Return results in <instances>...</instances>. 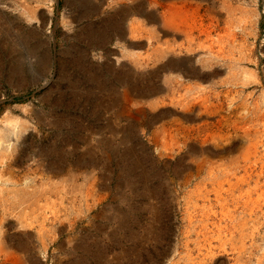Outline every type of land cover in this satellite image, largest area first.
<instances>
[{
	"label": "rangeland",
	"instance_id": "1",
	"mask_svg": "<svg viewBox=\"0 0 264 264\" xmlns=\"http://www.w3.org/2000/svg\"><path fill=\"white\" fill-rule=\"evenodd\" d=\"M117 3L0 0V264H264V0L180 5L193 75L130 62L167 46L134 53ZM181 80L206 120L152 109Z\"/></svg>",
	"mask_w": 264,
	"mask_h": 264
},
{
	"label": "bare ground",
	"instance_id": "2",
	"mask_svg": "<svg viewBox=\"0 0 264 264\" xmlns=\"http://www.w3.org/2000/svg\"><path fill=\"white\" fill-rule=\"evenodd\" d=\"M101 1V0H100ZM171 1V0H170ZM175 1V0H174ZM173 1V2H174ZM183 1H185V0H183ZM187 1V0H186ZM241 1V0H240ZM2 2V1H1ZM7 2V1H6ZM104 2V1H103ZM167 2V1H166ZM198 2V1H197ZM26 3V2H25ZM158 3V2H157ZM171 3V2H170ZM201 3V2H200ZM206 3V2H205ZM168 4V3H167ZM177 4V3H176ZM184 4V3H183ZM197 4V3H196ZM207 4V3H206ZM105 5V4H104ZM156 5V4H155ZM171 5H172V3H171ZM170 5V6H171ZM185 5V4H184ZM193 4H191L190 5V7L192 6ZM26 6V5H25ZM170 6H168V8L170 9L171 7ZM173 6V5H172ZM200 4H198L196 7H195V5H194V9H196V11L198 12V8H200ZM189 7V8H190ZM26 8V7H25ZM24 8V9H25ZM32 8V7H31ZM36 8V7H35ZM41 8V7H40ZM173 11H170V13L171 14H169L170 16H168L167 18H164L165 19V21H164V23H163V29H161V31L160 32H158L157 31V27H155V25H153V24H155V18L154 19H151V20H148V19H146V21H147V23H146V26H144V24H145V21H144V23H141V24H139V25H129V27L127 28V31H128V33H129V36L131 37V38H133V39H135V41H132L129 45L133 48V52L135 53V52H137V50H139V49H143L145 46L146 47H151V46H153V41L155 40L156 41V43H157V45H164L165 47L167 46V50H157V51H154L153 53H151V52H147V54L144 56V55H142L141 53H135L136 54V56H135V54H132V56L131 57H129V61L130 62H132L134 65H136V66H139V67H147V66H149V64L152 62L153 64V66H155V67H157V70L159 71V72H163V71H166V72H175V71H177V72H179V74L181 73V75H183V73H185V72H187L188 74H198V71H197V69H192L190 66H188V64L189 63H192V64H196L197 63V61H196V53L195 52H192V51H194V49H192V44L195 42V41H198V40H200L199 39V37L198 36H194V34H193V27L192 26H190L189 27V23H188V21H185L186 20V18H185V20L182 18V16H185V14H186V9H185V7H182V6H179V5H174L173 7ZM188 8V9H189ZM28 9L29 8H27L26 10H27V12H28ZM34 9V8H33ZM49 9H51V8H49ZM169 9H168V12H169ZM29 10H31V9H29ZM150 10V9H149ZM191 10H193L192 8H191ZM33 11H35V9L33 10ZM190 11V10H189ZM193 11H195V10H193ZM245 11L246 12H248L247 11V9H244V13H245ZM173 12H176V15L175 16H173ZM36 13H37V11H36ZM46 13V12H45ZM193 13V12H192ZM215 13V12H214ZM47 14V13H46ZM50 14V13H49ZM166 14V13H165ZM161 15V14H160ZM189 15V14H188ZM242 15V14H241ZM146 16H148L149 17V15L148 14H145V17ZM156 16V15H155ZM159 16V15H158ZM251 16V15H250ZM173 17H175V18H173ZM186 17H188V16H186ZM248 17H249V15H248ZM160 18V17H159ZM218 18V17H217ZM157 19V18H156ZM163 19V20H164ZM205 19V18H204ZM216 19V18H215ZM234 19H235V17H234ZM251 19V18H250ZM142 21V20H141ZM232 21H233V19H232ZM160 22V21H159ZM163 22V21H162ZM244 22V21H243ZM253 22V21H252ZM192 23V25H197V21H192L191 22ZM218 23V22H217ZM254 23V22H253ZM132 24V23H131ZM237 24L240 26V25H242V21H239V20H237ZM191 25V24H190ZM201 26V25H200ZM192 27V28H191ZM196 27H198V26H196ZM222 27V26H221ZM224 27V26H223ZM205 28V27H204ZM243 28V27H242ZM160 29V28H159ZM122 30V29H121ZM200 31H201V29H199ZM205 30H207V29H205ZM206 33V32H205ZM122 34V33H121ZM171 34H173V35H171ZM235 34V33H234ZM207 35V34H206ZM237 35V34H236ZM170 36H173V42L176 44L177 43V39L181 36V37H184L183 39L182 38H179V40L180 41H183V43L182 44H180V46L179 47H173V45L171 46V44L172 43H170V39H169V37ZM207 37V36H206ZM237 37V36H236ZM216 38V37H215ZM169 39V40H168ZM122 41V40H121ZM231 42V41H230ZM92 43V42H91ZM199 43V42H198ZM199 45L200 46H202L201 45V42L199 43ZM157 47V46H156ZM158 47H160L161 48V46H158ZM204 53V52H203ZM209 53V52H208ZM129 54V53H128ZM211 54V53H210ZM213 55V54H212ZM215 64V63H214ZM217 65V64H216ZM229 66V65H228ZM199 67V66H198ZM206 69V68H205ZM175 70V71H174ZM157 71V72H158ZM200 75H202L201 73H199V75L198 76H200ZM179 76V75H178ZM186 76V75H185ZM168 77V76H167ZM166 77V78H167ZM164 80V79H163ZM206 80V79H205ZM201 81V80H200ZM203 82V81H202ZM170 84V90L168 91V93H165V90H163L161 87H160V89L159 90H157V92H156V95H154L155 96V98H153L154 99V101H153V103H152V106H153V108L152 109H154V110H159L162 106H164L165 105V101L167 100V99H169L174 105H180L181 107H183L184 109H183V111H184V116L183 117H185L186 118V116L188 117H190V115L191 116H194V118L198 121V120H201V119H205V117H203V111L201 110V107L203 106L202 105V102H200V101H195V102H193V103H186L185 102V98H184V94L183 93H181L180 92V90L182 89L181 87H179L180 85H184V82L181 80V81H179L178 82V84H175V82H171V83H169ZM198 84V83H197ZM168 85V84H167ZM196 95V94H195ZM132 97V96H131ZM147 97H148V95H147ZM202 98V97H201ZM147 99V98H146ZM125 100H126V103L128 104V103H130V98L128 97V96H126L125 97ZM207 100V99H206ZM135 101V100H134ZM149 101V100H148ZM150 102V101H149ZM211 102V101H210ZM127 104H126V108H125V112L127 113V114H129V115H134V116H136V117H144V116H146L145 114H146V111H147V108L146 107H144V106H142V107H140V108H138V109H136L135 111H133V110H131V108H129V104H128V106H127ZM149 105H150V103H149ZM168 105V104H167ZM213 105V104H212ZM215 105V104H214ZM210 107V106H209ZM164 109H166V108H164ZM172 109V108H171ZM174 111H175V109H174ZM208 111V110H207ZM209 111H211V110H209ZM218 111V110H217ZM216 110L214 111V112H217ZM182 112V111H181ZM212 113V112H211ZM209 113L207 112V114L206 115H208ZM175 115V114H174ZM216 115V114H215ZM177 116V115H176ZM214 116V115H213ZM149 117V116H148ZM169 117V116H168ZM171 117V116H170ZM217 118V117H216ZM215 118V119H216ZM163 119V118H162ZM169 119V118H168ZM207 119V118H206ZM205 119V120H206ZM175 120V119H174ZM181 120V119H180ZM179 120V121H180ZM8 121H10V120H8ZM137 121V120H136ZM203 121V120H202ZM142 122V121H141ZM159 122V121H158ZM168 122H170V121H168ZM192 122V121H191ZM163 123V122H162ZM182 123V122H181ZM180 122H179V124L180 125H183V124H181ZM142 124V123H141ZM154 124V123H153ZM155 124H156V122H155ZM190 124V123H189ZM193 124V123H192ZM195 124V123H194ZM9 127H10V125H9ZM172 127V126H171ZM193 127V126H192ZM16 128H17V123H11V127H10V131H11V133H15V131H16ZM164 128V127H163ZM191 128V127H190ZM197 128H198V126H197ZM173 129V128H172ZM199 129V128H198ZM203 129V128H202ZM0 130H2V129H0ZM162 130V129H161ZM177 130H179V129H177ZM205 130V129H204ZM204 130H203V132H204ZM7 131V130H6ZM173 131V130H172ZM184 131V130H183ZM198 131V130H197ZM157 132V131H156ZM202 132V131H201ZM159 133V132H158ZM174 133V132H173ZM185 134V133H184ZM246 135H248L247 133H245ZM222 135V134H221ZM162 136H164V134H162ZM183 136H185V135H183ZM201 136V135H200ZM158 137V136H157ZM161 137V136H160ZM165 137H167V136H165ZM164 137V138H165ZM152 138V137H151ZM156 138V137H155ZM192 138V137H191ZM216 138H218V137H216ZM158 139V138H157ZM199 139V138H198ZM197 139V140H198ZM184 140H185V138H184ZM188 141V140H187ZM184 142H186V141H184ZM199 143V142H198ZM215 143V142H214ZM157 144V143H156ZM162 144V143H161ZM166 144V143H165ZM168 144V143H167ZM176 144H178V143H176ZM197 144V143H196ZM169 145V144H168ZM165 146V145H164ZM189 146V145H188ZM195 147V146H194ZM165 149V148H164ZM169 149V148H168ZM199 153V152H198ZM200 154V153H199ZM206 154V153H205ZM211 155V154H210ZM200 156V155H199ZM197 157V156H196ZM212 158V157H211ZM201 159V158H200ZM255 159V158H254ZM235 160V159H234ZM250 160V159H249ZM233 161V160H232ZM200 162H201V160H200ZM236 162V161H235ZM250 163H252V162H250ZM213 164V163H212ZM220 164V163H219ZM231 164V163H230ZM233 164H234V162H233ZM238 164V163H237ZM222 165V164H221ZM191 166V165H190ZM200 166V165H199ZM223 167H224V165H222ZM225 166H226V164H225ZM216 167V166H215ZM214 167V168H215ZM220 167V166H219ZM218 167V168H219ZM240 167H242V166H240ZM235 168V167H234ZM238 168H239V166H238ZM245 168H247L246 166H245ZM220 169V168H219ZM218 169V170H219ZM233 169V168H232ZM72 170V169H71ZM203 170V169H202ZM252 170V169H251ZM46 172V171H45ZM88 172V171H87ZM201 172V171H200ZM256 172V171H255ZM53 173V172H52ZM235 174V173H234ZM240 174V173H239ZM248 174V173H247ZM261 174V173H260ZM230 175H231V173H230ZM57 176V175H56ZM55 176V177H56ZM59 176V175H58ZM85 176V175H84ZM227 176V175H226ZM236 176V175H235ZM250 176V175H249ZM53 177V176H52ZM63 177V176H62ZM75 177V176H74ZM85 177H87V176H85ZM243 177V176H242ZM245 177V176H244ZM54 178V177H53ZM56 178H58V177H56ZM89 178V177H88ZM238 178V177H237ZM252 178V177H251ZM51 179V178H50ZM69 179V178H68ZM253 179V178H252ZM64 180V179H63ZM227 180V179H226ZM243 180H244V178H243ZM254 180V179H253ZM221 181V180H220ZM227 181H229V180H227ZM256 181V180H255ZM55 182V181H54ZM246 182V181H245ZM219 183V182H218ZM239 183V182H238ZM241 183V182H240ZM242 183H244L243 181H242ZM255 184H256V182H254ZM264 183V182H263ZM226 184V183H225ZM229 187V186H228ZM234 187V186H233ZM220 188V187H219ZM236 188V187H235ZM234 188V189H235ZM206 189V188H205ZM209 189V188H208ZM221 189V188H220ZM225 189V188H224ZM255 189H257V188H255ZM65 190V189H64ZM227 190V189H226ZM240 190V189H239ZM47 191V190H46ZM62 191V190H61ZM77 191V190H76ZM216 191H217V189H216ZM263 191V190H262ZM261 191V192H262ZM44 192V191H43ZM42 192V193H43ZM63 192V191H62ZM67 192V191H66ZM199 192V191H198ZM197 192V193H198ZM206 192V191H205ZM208 192V191H207ZM221 192V191H220ZM200 193V192H199ZM198 193V194H199ZM235 193V192H234ZM242 193V192H241ZM257 193V192H256ZM264 193V192H263ZM219 195V194H218ZM249 195V194H248ZM59 196H61V195H59ZM64 197V196H63ZM200 197V196H199ZM203 197V196H202ZM236 197V196H235ZM23 198V197H22ZM40 198H41V196H40ZM209 198V197H208ZM36 199V198H35ZM205 199H206V197H205ZM254 199V198H253ZM257 200V199H256ZM47 202V201H46ZM62 202V201H61ZM247 202V201H246ZM40 203V202H39ZM30 205H31V203H29ZM53 204V203H52ZM234 204V203H233ZM34 205H36V204H34ZM39 205V204H38ZM37 205V206H38ZM55 205V204H54ZM58 205V204H57ZM240 205V204H239ZM263 205V204H262ZM48 206H49V204H48ZM75 206V205H74ZM40 207V206H39ZM44 207V206H43ZM47 207V206H46ZM236 207V206H235ZM48 209H49V207H48ZM33 210V209H32ZM261 211H262V209H261ZM212 212V211H211ZM251 212V211H250ZM264 212V211H263ZM57 213V212H56ZM56 213H54V214H56ZM59 213V212H58ZM62 213V212H61ZM29 215V214H28ZM47 216V215H46ZM209 216V215H208ZM256 216V215H255ZM36 218V217H35ZM211 218H213V217H211ZM3 219V218H2ZM46 219V218H45ZM48 219V218H47ZM55 219V218H54ZM254 219V218H253ZM24 221H26V220H24ZM39 221V220H38ZM37 222V221H36ZM19 223V222H18ZM30 223V222H29ZM45 223V222H44ZM22 224V223H21ZM26 224V223H25ZM31 225V224H30ZM205 226V225H204ZM32 227V226H31ZM45 229V228H44ZM206 229V228H205ZM209 229V228H208ZM45 232V231H44ZM49 232H50V230H49ZM209 232V231H208ZM2 233H4V232H2ZM41 233V232H40ZM206 234V233H205ZM207 235V234H206ZM205 235V236H206ZM0 237H2V236H0ZM200 239V238H199ZM203 239V238H202ZM209 239V238H208ZM207 239V240H208ZM1 241V240H0ZM2 241H4V240H2ZM205 241V240H204ZM5 243V242H4ZM3 243V244H4ZM7 243V242H6ZM5 243V245H7ZM205 244H206V242H205ZM207 244H209V243H207ZM1 245H2V242H1ZM0 245V246H1ZM3 247H4V245H3ZM13 248V247H12ZM202 248H204L203 246H202ZM206 248V247H205ZM204 248V249H205ZM7 249V248H6ZM17 251V250H16ZM15 251V252H16ZM210 251V250H209ZM4 253H7V252H4ZM9 253V252H8ZM1 254V253H0ZM10 254H12V253H10ZM203 254V253H202ZM205 254V253H204ZM214 254V253H213ZM212 254V255H213ZM5 255V254H4ZM3 255V256H4ZM7 255V254H6ZM206 255H207V253H206ZM218 256V255H217ZM206 257V256H205ZM212 257H214V256H212ZM209 259V258H208ZM197 260V259H196ZM10 262V261H9ZM213 262H214V260H213ZM212 262V263H213ZM5 263V262H4ZM200 263V262H199ZM198 264V263H197Z\"/></svg>",
	"mask_w": 264,
	"mask_h": 264
},
{
	"label": "crops",
	"instance_id": "3",
	"mask_svg": "<svg viewBox=\"0 0 264 264\" xmlns=\"http://www.w3.org/2000/svg\"><path fill=\"white\" fill-rule=\"evenodd\" d=\"M88 1L91 2V4H92L89 6L90 9L95 10L98 13L99 12L101 13V11H104L105 13L107 12L106 6H107L108 0H101V1L100 0H88ZM173 1L174 0H171V1L170 0H117V2H118L117 4L120 5V9L125 13L124 16L127 18V20L125 21L127 27H126V30H124V35L127 38V40L135 41V39H133L129 36V33L127 31V28L129 27V25H136L137 26L141 23H144V21H146V19L151 20V19L155 18L154 20L156 22L153 25H155V27H157V31L160 32L161 29H163V23L165 21L164 18H167L168 16H170L169 15V14H171L170 11H173L172 7L174 5L180 6V5L185 4V6H190V3L193 0H187V1L186 0L185 1L175 0L174 2ZM194 1H195V3L198 1L197 3H199L201 5L202 3H205V2L207 3L208 0H194ZM109 2L112 5V1H109ZM170 2L172 3L173 6L171 5ZM111 5H110V8L112 10ZM168 6H170L171 8L169 9ZM168 9H169V12H168ZM67 10H69V12H67ZM70 10H72V11H70ZM111 10H110V12H111ZM161 13H163V15H160ZM145 14H148L149 17L148 16L145 17ZM64 15L67 16L66 18L72 19L73 20L72 23L74 24V23H76L77 16H79V12L77 10H74V9L66 8ZM81 15H84V14H81ZM105 33H107L106 30H105ZM0 200H2V199H0ZM2 206H4L3 201H1V204H0V210L1 211H3ZM16 236H19V235H17L15 230L9 231L8 238L6 239V242H7L6 246L9 250L10 249H13V250L16 249V247H17Z\"/></svg>",
	"mask_w": 264,
	"mask_h": 264
}]
</instances>
